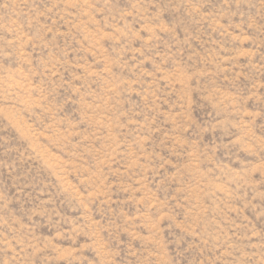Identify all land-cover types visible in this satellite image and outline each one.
<instances>
[{"label": "rangeland", "instance_id": "obj_1", "mask_svg": "<svg viewBox=\"0 0 264 264\" xmlns=\"http://www.w3.org/2000/svg\"><path fill=\"white\" fill-rule=\"evenodd\" d=\"M0 264H264V0H0Z\"/></svg>", "mask_w": 264, "mask_h": 264}]
</instances>
